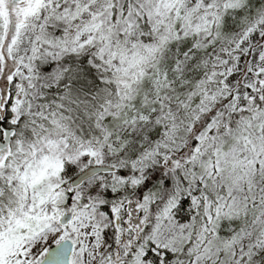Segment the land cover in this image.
I'll use <instances>...</instances> for the list:
<instances>
[{
	"label": "snow or ice",
	"instance_id": "obj_1",
	"mask_svg": "<svg viewBox=\"0 0 264 264\" xmlns=\"http://www.w3.org/2000/svg\"><path fill=\"white\" fill-rule=\"evenodd\" d=\"M0 264H264V0H0Z\"/></svg>",
	"mask_w": 264,
	"mask_h": 264
}]
</instances>
